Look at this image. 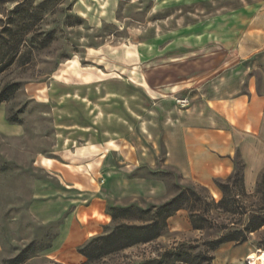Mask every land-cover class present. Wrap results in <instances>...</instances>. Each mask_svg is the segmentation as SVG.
<instances>
[{
	"label": "rangeland",
	"instance_id": "obj_1",
	"mask_svg": "<svg viewBox=\"0 0 264 264\" xmlns=\"http://www.w3.org/2000/svg\"><path fill=\"white\" fill-rule=\"evenodd\" d=\"M10 19L13 37L2 31ZM259 45L261 53L246 55L245 62L264 63V0H0V91L20 84L3 102L8 119L22 125L19 137L0 136V264H253L264 252V225L244 242L213 247L211 241L228 228H243L253 212L264 214V175L249 188L236 155L231 179L217 178L216 187L183 176L166 164L174 119L162 105L186 107L179 99L190 101L202 74L240 61L246 48ZM254 72L261 80L264 64ZM100 139L103 146L116 141L123 171L124 154L134 163L132 152L143 148L147 158L126 166L129 178L156 179L159 186L107 198L109 212L133 210L115 221L111 216L78 251L117 224L164 228L148 242L60 262L51 246L69 213L41 219L32 211L34 193L48 180L60 183L67 167L98 186L93 155ZM224 193L235 201L230 212L215 204ZM169 202L179 209L165 219L159 211Z\"/></svg>",
	"mask_w": 264,
	"mask_h": 264
},
{
	"label": "crops",
	"instance_id": "obj_2",
	"mask_svg": "<svg viewBox=\"0 0 264 264\" xmlns=\"http://www.w3.org/2000/svg\"><path fill=\"white\" fill-rule=\"evenodd\" d=\"M261 48L260 45L251 51L246 48L240 61L222 62L202 74L194 81L200 83L198 91L186 107L175 106L172 101L162 105L166 118L174 119L168 125L166 164L179 169L186 178L216 187L217 178L230 176L235 171L234 158L238 155L244 163L247 186H256L264 171V73L261 80L253 73L264 63L245 62V56L260 54ZM21 133V123L8 119L7 105L0 103L1 138H16ZM118 148L115 140L103 146L100 139L94 146L93 164L99 167L98 175L102 176H97L101 181L98 186L92 177L71 172L67 167L68 176L59 175L60 183L48 180L43 189L34 193L32 211L41 219L51 221L69 213L51 246L56 260L66 262L71 255L78 257L79 244L87 237L102 233L104 225L111 222L107 198L149 194L154 183L159 186L156 179L129 178L132 169L126 166H137L147 158L143 148L132 152L134 163L133 157L124 154L119 161L124 171L123 167L117 168L114 153ZM69 247L72 254L66 251Z\"/></svg>",
	"mask_w": 264,
	"mask_h": 264
},
{
	"label": "trees",
	"instance_id": "obj_3",
	"mask_svg": "<svg viewBox=\"0 0 264 264\" xmlns=\"http://www.w3.org/2000/svg\"><path fill=\"white\" fill-rule=\"evenodd\" d=\"M12 19L8 21L7 25L3 28L2 31H6L10 34V36H15L14 27L12 25ZM24 39V38H23ZM27 41V39H24V41ZM22 41V40H21ZM3 62V59L0 60V63ZM4 66L0 64V73L4 70ZM20 87V84L18 82H9L4 85L2 90L0 91V103L7 100L9 96L14 94V92ZM11 121H14L13 119H10ZM241 171L239 168L236 170V174L239 175ZM264 175V171L261 172L260 176ZM232 175L228 177V179H231ZM219 186L224 189L226 186L223 181H218ZM258 186H260V183H258ZM234 200L230 198L229 196L225 195L222 197V199L219 202H215L216 206L225 208L229 211V206H233ZM173 202H169L161 207L160 213L166 212L165 219L173 214L174 211L178 210V208H172ZM131 210H133V207H119L114 208L113 211L109 212L112 216V220L115 221L119 215L128 214ZM163 224L166 225L165 220L163 221ZM264 225V214L260 212H253L250 214L248 222L246 225H244L243 228H228L219 238L212 240L211 244H213V247H217L222 243L229 242V241H236V242H244L248 239V235L251 232H254L258 229H260ZM164 227H159L158 222L154 223H147L142 225H136V224H130V223H124V224H117L114 229L107 233L100 235L93 239L92 244H84L79 247V252H81L83 255L87 256L88 258H91L92 251L91 250H107L109 251H115L119 249H123L132 245H135L137 243H144L151 241L162 234V230ZM95 241V242H94ZM92 245V246H91Z\"/></svg>",
	"mask_w": 264,
	"mask_h": 264
},
{
	"label": "bare ground",
	"instance_id": "obj_4",
	"mask_svg": "<svg viewBox=\"0 0 264 264\" xmlns=\"http://www.w3.org/2000/svg\"><path fill=\"white\" fill-rule=\"evenodd\" d=\"M253 264H264V252H261L254 258Z\"/></svg>",
	"mask_w": 264,
	"mask_h": 264
},
{
	"label": "built area",
	"instance_id": "obj_5",
	"mask_svg": "<svg viewBox=\"0 0 264 264\" xmlns=\"http://www.w3.org/2000/svg\"><path fill=\"white\" fill-rule=\"evenodd\" d=\"M189 98H182V99H179V103H181L182 105H187L189 104Z\"/></svg>",
	"mask_w": 264,
	"mask_h": 264
}]
</instances>
